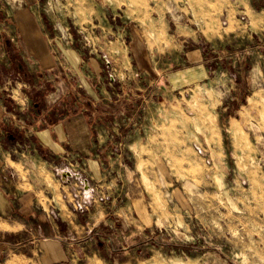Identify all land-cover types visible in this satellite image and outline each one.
Wrapping results in <instances>:
<instances>
[{
    "label": "rangeland",
    "instance_id": "374dc122",
    "mask_svg": "<svg viewBox=\"0 0 264 264\" xmlns=\"http://www.w3.org/2000/svg\"><path fill=\"white\" fill-rule=\"evenodd\" d=\"M0 98L17 158L29 119L92 127L95 177L16 165L67 219L55 264H264V0H0Z\"/></svg>",
    "mask_w": 264,
    "mask_h": 264
},
{
    "label": "crops",
    "instance_id": "0c3cea01",
    "mask_svg": "<svg viewBox=\"0 0 264 264\" xmlns=\"http://www.w3.org/2000/svg\"><path fill=\"white\" fill-rule=\"evenodd\" d=\"M5 112V101L0 98V224L9 227L0 228V264L61 262L71 253L65 244L70 238L61 236L67 219L46 208L40 201L34 177L29 175L28 180L23 179L16 165L25 163L29 167L37 154L50 153L59 158L71 150L88 158L91 176L95 177L92 167L96 162V143L91 136L92 127L79 114L48 122L42 115L34 121L29 119L28 126L11 138L17 143L24 141L31 148L28 159L17 158L6 147L10 127L4 122Z\"/></svg>",
    "mask_w": 264,
    "mask_h": 264
},
{
    "label": "built area",
    "instance_id": "2783aa9c",
    "mask_svg": "<svg viewBox=\"0 0 264 264\" xmlns=\"http://www.w3.org/2000/svg\"><path fill=\"white\" fill-rule=\"evenodd\" d=\"M64 175L67 177H70V176H72V172L71 171H65Z\"/></svg>",
    "mask_w": 264,
    "mask_h": 264
}]
</instances>
